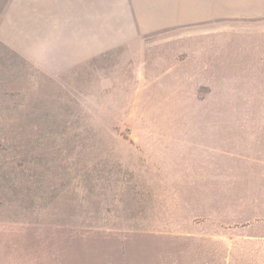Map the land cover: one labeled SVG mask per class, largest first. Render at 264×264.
I'll return each mask as SVG.
<instances>
[{"label":"rangeland","instance_id":"374dc122","mask_svg":"<svg viewBox=\"0 0 264 264\" xmlns=\"http://www.w3.org/2000/svg\"><path fill=\"white\" fill-rule=\"evenodd\" d=\"M92 13L0 40V264H264V1Z\"/></svg>","mask_w":264,"mask_h":264},{"label":"crops","instance_id":"0c3cea01","mask_svg":"<svg viewBox=\"0 0 264 264\" xmlns=\"http://www.w3.org/2000/svg\"><path fill=\"white\" fill-rule=\"evenodd\" d=\"M94 0H0V40L13 42L11 36H21L33 34L53 35L60 34L61 14H93L92 3ZM100 2H134L135 0H98ZM137 1V0H136ZM215 1V0H209ZM264 1V0H261ZM41 28L42 31H29L24 28ZM55 27L57 31H54ZM35 40V39H34ZM48 42V40H46ZM9 44V43H8ZM59 44V42L57 43ZM17 49V48H16ZM50 56H54L56 50L55 41L47 47ZM18 50V49H17ZM264 124H259L263 126ZM250 177V176H246ZM260 178V177H258ZM253 199V192L251 194ZM262 200V199H261Z\"/></svg>","mask_w":264,"mask_h":264}]
</instances>
